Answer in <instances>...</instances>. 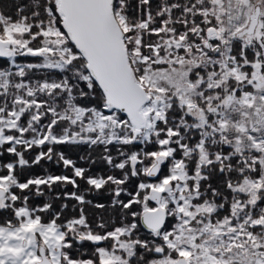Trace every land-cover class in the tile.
Returning <instances> with one entry per match:
<instances>
[{"label": "snow or ice", "instance_id": "1", "mask_svg": "<svg viewBox=\"0 0 264 264\" xmlns=\"http://www.w3.org/2000/svg\"><path fill=\"white\" fill-rule=\"evenodd\" d=\"M13 3L0 264H264V0Z\"/></svg>", "mask_w": 264, "mask_h": 264}, {"label": "trees", "instance_id": "2", "mask_svg": "<svg viewBox=\"0 0 264 264\" xmlns=\"http://www.w3.org/2000/svg\"><path fill=\"white\" fill-rule=\"evenodd\" d=\"M23 2H25V0H15V3H23ZM14 7H15V4L13 3V0H0V8H3L6 11L11 12L14 10ZM73 158H75V155H73ZM42 164H44L43 161H42ZM44 167L49 168L50 171L56 170L55 166H48V165L44 164ZM37 169L40 172H43V169L40 168V166H37Z\"/></svg>", "mask_w": 264, "mask_h": 264}]
</instances>
